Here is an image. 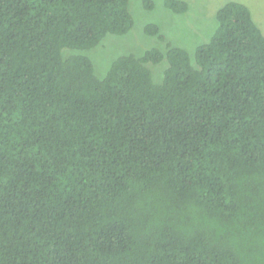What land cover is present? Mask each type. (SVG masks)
<instances>
[{
	"label": "trees",
	"instance_id": "obj_1",
	"mask_svg": "<svg viewBox=\"0 0 264 264\" xmlns=\"http://www.w3.org/2000/svg\"><path fill=\"white\" fill-rule=\"evenodd\" d=\"M216 20L98 76L64 50L128 32L129 0H0V264H264V34Z\"/></svg>",
	"mask_w": 264,
	"mask_h": 264
},
{
	"label": "rangeland",
	"instance_id": "obj_2",
	"mask_svg": "<svg viewBox=\"0 0 264 264\" xmlns=\"http://www.w3.org/2000/svg\"><path fill=\"white\" fill-rule=\"evenodd\" d=\"M151 9L144 8L141 0H129V9L134 22L131 29L122 35H107L95 47L88 50H64V54L83 52L93 62L98 76L104 75L110 61L122 53L139 55L153 46L165 50L168 45L180 46L192 56L197 45L208 41L217 25L216 11L229 1L245 4L251 16L264 34V0H185L184 12L177 13L164 5V0H152ZM154 23L164 35L159 40L144 32V26ZM165 61L152 66L158 74Z\"/></svg>",
	"mask_w": 264,
	"mask_h": 264
}]
</instances>
